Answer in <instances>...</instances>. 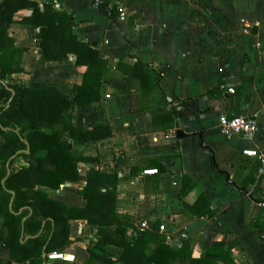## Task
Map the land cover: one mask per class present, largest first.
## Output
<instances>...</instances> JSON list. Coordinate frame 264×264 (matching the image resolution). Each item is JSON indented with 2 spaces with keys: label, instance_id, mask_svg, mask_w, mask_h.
Segmentation results:
<instances>
[{
  "label": "crops",
  "instance_id": "0c3cea01",
  "mask_svg": "<svg viewBox=\"0 0 264 264\" xmlns=\"http://www.w3.org/2000/svg\"><path fill=\"white\" fill-rule=\"evenodd\" d=\"M27 1L38 3L41 10L51 3L67 13L77 40L107 61L99 101L88 108L75 105L72 121L81 131L107 124L111 137L97 144L70 143L76 153L97 158L96 169L117 174V213L127 216L135 228L142 221L166 225L173 238L167 243L180 247L188 241L194 258L228 237L238 242L235 264H264V176L258 175L256 161L242 154L264 151V0ZM31 14L30 8L19 10L7 28L14 40L7 57L19 71L0 85L11 96L13 87L22 86L54 90L72 100L86 68L77 67L71 54L60 62L42 60L40 29L21 24ZM119 61L128 67L144 66L151 84L142 89L133 79L126 85ZM167 113H175L172 127L166 117H159ZM221 115L250 118L256 131L250 138L225 137L218 127ZM21 140L26 150L20 153L27 155L29 145ZM3 143L1 136L0 146ZM45 154L40 150L36 157ZM28 165L21 154L3 165L0 161L6 177ZM90 167L91 163L78 165L76 183L67 182L58 190L38 189L67 207H81L78 190L86 184ZM147 170L157 174L143 175ZM182 176L195 182L213 218L184 214ZM2 223L0 219L5 236ZM135 228L127 230L129 238ZM94 235L86 222L71 221L70 244L63 252L67 258L42 264L85 262V246ZM108 251L112 260L121 253L113 247ZM0 264H14L2 246Z\"/></svg>",
  "mask_w": 264,
  "mask_h": 264
},
{
  "label": "trees",
  "instance_id": "16d2710c",
  "mask_svg": "<svg viewBox=\"0 0 264 264\" xmlns=\"http://www.w3.org/2000/svg\"><path fill=\"white\" fill-rule=\"evenodd\" d=\"M25 8L32 9V14L23 18L21 24L40 29L42 60L60 62L71 54L76 66L85 67L86 71L82 85L74 87L72 100L57 95L54 90L22 86L13 87L15 95L11 96L0 85V137H4L0 161L3 165L18 154L29 160L27 167L11 171L7 177L5 170L0 169V219L6 231L5 236H1L0 231V247L9 250L10 262L42 264L48 254L63 253L70 244L71 221H84L95 235L85 246L88 258L81 264H235L233 252L238 245L235 239L225 237L215 241L194 258L188 241L180 247L168 244L159 233L157 222L151 231H137L127 216L117 213V174L96 169L97 158L72 150L70 141L97 144L111 137V129L107 124H99L89 131L73 126L75 105L88 108L99 101L107 61L89 44L77 40L67 13L56 10L51 3L41 10L34 1L4 0L0 5V80L19 71L9 64L7 57V51L14 47L7 28L13 23V16ZM117 68L127 76L126 85L133 79L139 80L142 89L151 84L144 73L145 67L139 63L128 67L119 61ZM174 114L159 117L163 120L166 117V124L172 127ZM8 128L18 130V134L4 131ZM21 138L29 145L27 155L23 154L26 145ZM40 150L46 153L43 158L36 157ZM80 163H91L86 184L78 190L84 201L81 207H67L38 189L58 190L67 182H78ZM180 195L183 212L189 218L214 217L206 197L186 176H182ZM134 228L135 235L129 238L127 230ZM109 247L121 250L117 260L111 259Z\"/></svg>",
  "mask_w": 264,
  "mask_h": 264
},
{
  "label": "built area",
  "instance_id": "2783aa9c",
  "mask_svg": "<svg viewBox=\"0 0 264 264\" xmlns=\"http://www.w3.org/2000/svg\"><path fill=\"white\" fill-rule=\"evenodd\" d=\"M219 131L225 137H238L242 136L245 138H250L256 131V123L254 120L233 115L231 117L226 115H221L218 119ZM175 134L172 133L171 138H174ZM242 154L248 158L254 159L257 163V173L260 176H264V151L256 150H243ZM157 170H147L143 171V175H155ZM154 227L150 221H142L137 227V231L146 232L151 231ZM159 233L164 235L166 242L172 241V233L168 231V227L164 224H160ZM47 260H64L63 253H51L47 255Z\"/></svg>",
  "mask_w": 264,
  "mask_h": 264
},
{
  "label": "water",
  "instance_id": "95a60500",
  "mask_svg": "<svg viewBox=\"0 0 264 264\" xmlns=\"http://www.w3.org/2000/svg\"><path fill=\"white\" fill-rule=\"evenodd\" d=\"M64 258H67V255Z\"/></svg>",
  "mask_w": 264,
  "mask_h": 264
}]
</instances>
